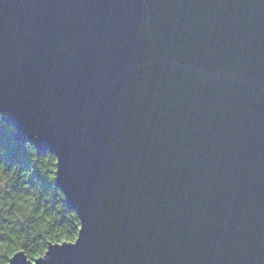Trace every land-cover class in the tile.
Here are the masks:
<instances>
[{
    "label": "water",
    "instance_id": "1",
    "mask_svg": "<svg viewBox=\"0 0 264 264\" xmlns=\"http://www.w3.org/2000/svg\"><path fill=\"white\" fill-rule=\"evenodd\" d=\"M0 115L82 219L36 264H264V0H0Z\"/></svg>",
    "mask_w": 264,
    "mask_h": 264
},
{
    "label": "clouds",
    "instance_id": "2",
    "mask_svg": "<svg viewBox=\"0 0 264 264\" xmlns=\"http://www.w3.org/2000/svg\"><path fill=\"white\" fill-rule=\"evenodd\" d=\"M3 130L0 120V135ZM7 132H14L11 124ZM22 148L27 166L9 161L0 142V264H10L21 250L24 264L45 261L51 246L75 245L82 231L80 215L67 206L65 192L55 184L59 156L38 151L29 140Z\"/></svg>",
    "mask_w": 264,
    "mask_h": 264
},
{
    "label": "trees",
    "instance_id": "3",
    "mask_svg": "<svg viewBox=\"0 0 264 264\" xmlns=\"http://www.w3.org/2000/svg\"><path fill=\"white\" fill-rule=\"evenodd\" d=\"M0 120H2L3 129H4L3 134L0 135V142H3L4 146L7 149L6 158L9 161L22 162V166H27V160L23 152V148H22L23 142H19L15 138L14 132L11 134L7 132V125L9 124L1 118V115H0ZM41 152H45V151H41ZM40 182L44 184L45 187H47V184L45 181L41 179Z\"/></svg>",
    "mask_w": 264,
    "mask_h": 264
}]
</instances>
